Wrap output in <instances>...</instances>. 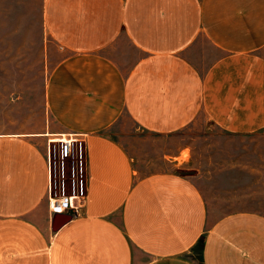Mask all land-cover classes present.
<instances>
[{"label": "crops", "instance_id": "obj_1", "mask_svg": "<svg viewBox=\"0 0 264 264\" xmlns=\"http://www.w3.org/2000/svg\"><path fill=\"white\" fill-rule=\"evenodd\" d=\"M41 22L68 55L46 81L53 125L0 132V264H264V213L214 217L178 172L189 146L164 161L177 171L140 174L121 141L201 119L264 134V0H42ZM48 133L83 135L88 153L82 208L58 232Z\"/></svg>", "mask_w": 264, "mask_h": 264}, {"label": "rangeland", "instance_id": "obj_2", "mask_svg": "<svg viewBox=\"0 0 264 264\" xmlns=\"http://www.w3.org/2000/svg\"><path fill=\"white\" fill-rule=\"evenodd\" d=\"M41 3L0 0V132L42 133L53 125L45 104L46 81L68 52L45 38ZM202 122L196 131L186 129L174 137L136 128L132 137L121 141L140 174L177 171L164 161L189 146L185 155L193 152V160L178 172L195 177L214 217L246 210L264 213V134H224L214 128L203 129ZM118 129L116 126L113 132ZM88 180L86 174L87 190ZM73 194L69 184L66 195Z\"/></svg>", "mask_w": 264, "mask_h": 264}, {"label": "built area", "instance_id": "obj_3", "mask_svg": "<svg viewBox=\"0 0 264 264\" xmlns=\"http://www.w3.org/2000/svg\"><path fill=\"white\" fill-rule=\"evenodd\" d=\"M46 160L49 172L48 204L50 212L78 213L86 194L84 178L89 175L87 146L83 135L60 133L48 135ZM73 195L68 196V185ZM76 191L78 194H76Z\"/></svg>", "mask_w": 264, "mask_h": 264}, {"label": "water", "instance_id": "obj_4", "mask_svg": "<svg viewBox=\"0 0 264 264\" xmlns=\"http://www.w3.org/2000/svg\"><path fill=\"white\" fill-rule=\"evenodd\" d=\"M72 215L55 214L52 220V230L58 232L64 225L71 221Z\"/></svg>", "mask_w": 264, "mask_h": 264}, {"label": "bare ground", "instance_id": "obj_5", "mask_svg": "<svg viewBox=\"0 0 264 264\" xmlns=\"http://www.w3.org/2000/svg\"><path fill=\"white\" fill-rule=\"evenodd\" d=\"M47 135H50V134H47Z\"/></svg>", "mask_w": 264, "mask_h": 264}]
</instances>
